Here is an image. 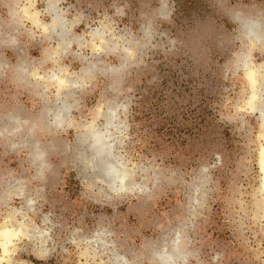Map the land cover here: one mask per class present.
<instances>
[{
  "label": "rangeland",
  "instance_id": "1",
  "mask_svg": "<svg viewBox=\"0 0 264 264\" xmlns=\"http://www.w3.org/2000/svg\"><path fill=\"white\" fill-rule=\"evenodd\" d=\"M25 7L43 24L58 14L64 33ZM248 20L264 36V0H0V230L16 220L46 240L39 256L13 237V263L160 264L179 233L177 264H264V120L246 105L264 39L246 38ZM60 70L73 83L53 129L44 74ZM110 106L125 192L84 168L83 125L105 129ZM98 234L100 255L87 245Z\"/></svg>",
  "mask_w": 264,
  "mask_h": 264
},
{
  "label": "bare ground",
  "instance_id": "2",
  "mask_svg": "<svg viewBox=\"0 0 264 264\" xmlns=\"http://www.w3.org/2000/svg\"><path fill=\"white\" fill-rule=\"evenodd\" d=\"M51 7L52 6L49 4L48 8ZM23 14L24 17H26V19H28L33 25H40V27H43V30L45 29L49 31V29H54L59 35H62L64 33L61 18L56 13H53L51 15V20L49 23L44 24L40 22L41 20H39L35 11H31L25 7L23 9ZM244 34L246 38L252 42L262 41L264 39V36L261 34L255 20H248L246 22V29L244 31ZM100 41L103 40L101 39ZM62 44H64L62 41L58 43V45H60V48L64 47ZM114 48L111 50H114ZM123 51L130 55L129 51H127L126 49H122V52ZM88 70L89 68L85 67L82 72L87 73ZM61 71L62 70L58 71L59 73L50 71V73L44 74V77H46L49 84H53L56 86V92L54 94L55 100H60L55 105V108L53 110V117L51 122L53 124V129H60L62 127V124L66 121L65 117L70 108V104L65 96L60 97L61 92L59 90L66 85L70 86L73 83V80L68 77V75H64V73ZM253 74L254 72L252 70H249L247 73V78L251 84V90L250 96L246 101V105L250 108V110L257 109L259 115L261 116V119L264 120V106L259 99V92L264 89V79L257 80L255 79V76ZM96 114L99 115L98 112ZM114 114V108L112 106L108 107L105 113L103 111L100 114V116L103 117V127L105 129H102L94 123L96 116L93 117L92 121L87 122L85 125H83L85 133L82 135V142L84 141V148L88 150L87 159L84 160V168L90 170L91 174L95 176V180L102 179L104 182H106L107 186L116 193L117 190H123L124 192L127 191V186L130 185L129 187H133L134 182L132 181V170L130 168H127L121 161H119L117 155L113 153V143L115 136L111 129L115 127L113 121ZM67 123L69 124V122ZM77 153H81L80 149ZM34 154L35 155L33 156V159L35 160V158H38V153L36 152ZM258 163L260 169L262 170L261 180L263 186L261 187V191H264V146H262L260 149ZM9 221V224H7L0 230V244L2 246L0 264L1 260H4L7 264H19L18 262H12L10 258V254L12 252L7 247L8 243L13 242L12 238L17 236L26 235V237H29V239L33 243H38L41 248L39 249L37 254L39 256L45 255V251L42 250V246L46 243L44 230L31 229V227L28 228L27 224L18 222L16 220L9 219ZM182 241L183 240L179 236V233L177 234V236L171 238L170 242L165 247H163L160 252L157 253L156 258L159 263L177 264V262L184 257V253L182 250ZM103 244L104 240L99 234L94 236V238L90 239L87 243L89 247H92V251L98 255H100V251L93 246L97 245V247H103Z\"/></svg>",
  "mask_w": 264,
  "mask_h": 264
},
{
  "label": "crops",
  "instance_id": "3",
  "mask_svg": "<svg viewBox=\"0 0 264 264\" xmlns=\"http://www.w3.org/2000/svg\"><path fill=\"white\" fill-rule=\"evenodd\" d=\"M51 17V16H50ZM60 42V41H59Z\"/></svg>",
  "mask_w": 264,
  "mask_h": 264
}]
</instances>
